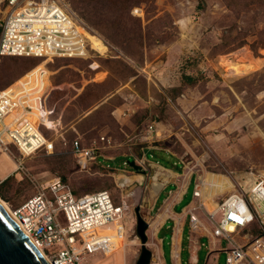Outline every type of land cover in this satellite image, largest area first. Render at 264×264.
Here are the masks:
<instances>
[{"label":"rangeland","instance_id":"374dc122","mask_svg":"<svg viewBox=\"0 0 264 264\" xmlns=\"http://www.w3.org/2000/svg\"><path fill=\"white\" fill-rule=\"evenodd\" d=\"M130 1L65 0L76 19L110 45L105 56L0 59V91L29 70L48 67L54 87L49 98L52 120L61 122L57 131H48L54 152L23 159L24 170H17L21 156L16 150V158L9 156L14 161L0 152V183L10 178L5 198L0 197L14 210L56 177L67 181L78 196L108 191L114 203L124 207V219L110 227L115 232L105 246L106 257L91 264H137L143 246L136 209L150 224L163 213L159 210L168 190L178 184L207 176L213 189H223L226 182L218 174H264V4L237 8L226 0H154L136 5L144 12L140 17L123 9ZM96 14L103 15L100 25L94 24ZM0 20L5 16L0 14ZM230 58L249 62L252 68L235 74L226 63ZM93 61L101 65L98 71L90 69ZM183 76L195 81L183 85ZM151 124L158 133L153 143L144 140ZM49 125L54 128L59 122ZM103 136L112 141L111 147L102 151L99 163L86 167L64 144V138L69 143L80 138L88 147ZM123 175L136 181L122 187ZM156 181L167 186L166 192L161 194L164 187L155 193ZM231 189L229 184L223 191ZM193 191L192 182L179 212L190 203ZM47 194L52 198L49 190ZM62 221L66 225L64 217ZM156 233L151 227L147 231V248L153 253ZM170 234H161L168 264ZM189 236L187 223L181 253L185 264L192 260ZM202 243L196 255L199 264H205L209 252V240L203 238ZM231 247L219 241L216 249ZM226 261V252H216L209 264ZM151 263H157L154 254Z\"/></svg>","mask_w":264,"mask_h":264},{"label":"built area","instance_id":"2783aa9c","mask_svg":"<svg viewBox=\"0 0 264 264\" xmlns=\"http://www.w3.org/2000/svg\"><path fill=\"white\" fill-rule=\"evenodd\" d=\"M0 14L5 16L4 22L0 20V59H92L107 55L92 46L89 34L97 36L110 51L103 38L76 19L65 0H0ZM133 14L142 17L144 12L135 8ZM89 67L98 71L101 65L93 61ZM51 74L46 65L35 67L0 92V152L15 158V150L20 154L17 170H24L23 159L54 152L55 143L48 131H57L61 122L52 120L49 106L54 90ZM52 122L59 125L50 128ZM157 137V127L147 126L144 140L153 143ZM64 144L71 146L78 164L86 167L99 163L102 151L110 148L112 141L103 136L85 147L80 138L71 143L64 138ZM144 157L149 161L147 154ZM221 175L232 189L211 196L210 187L196 178L192 200L179 219L189 218L190 229L209 240L211 253L226 252V264H264V174ZM46 185L13 210V219L43 250L49 264H91L99 256L106 257L105 246L115 232L110 227L122 223L124 207L115 204L108 191L77 197L58 177ZM219 241L232 247L216 249ZM57 245L62 247L59 252L51 250ZM152 246L156 264H163L154 242Z\"/></svg>","mask_w":264,"mask_h":264},{"label":"water","instance_id":"95a60500","mask_svg":"<svg viewBox=\"0 0 264 264\" xmlns=\"http://www.w3.org/2000/svg\"><path fill=\"white\" fill-rule=\"evenodd\" d=\"M130 166L135 170H140V166H138L135 162H131ZM136 212L137 234L141 239L143 246L137 264H151L153 261V253L147 248V231L150 228V224L140 214L139 208L136 209ZM0 264H49L43 254H41L34 243L26 236V234L21 230L15 220L6 212L1 204Z\"/></svg>","mask_w":264,"mask_h":264},{"label":"crops","instance_id":"0c3cea01","mask_svg":"<svg viewBox=\"0 0 264 264\" xmlns=\"http://www.w3.org/2000/svg\"><path fill=\"white\" fill-rule=\"evenodd\" d=\"M202 66H204V63L202 64ZM192 182L194 184V181L191 178L189 179V181H184V184H178L176 188L168 190L167 196L165 197L163 204L159 210L160 212H164L166 210L167 211L166 214L168 213L167 214L168 216L166 215L164 222L158 226V230L156 233L157 242L154 241L157 247L158 258L161 260L163 264H168L164 256V238L161 237V234L166 233V232L171 233L170 234L171 239L169 242L170 264H185L182 261L181 253L183 251V244H184V231H185L187 223L189 224V218L183 217L182 219L178 220L180 212L177 210V207L180 203H182V201L187 196L188 190L190 189ZM165 188L163 189V192H161V194L166 192V190L168 189L167 186ZM160 195L155 205L158 204ZM153 209H151V211ZM154 220L155 218L152 219V221H150V225ZM202 239L203 237L200 234L194 233L190 229V236L188 237V240H189V249H190L192 260L191 262H188V264H199L200 263L199 258L196 255L200 251L201 246H204V244L202 243ZM177 253L179 254V257L176 258ZM212 254L213 253H211V251L209 250L205 264H209L210 257Z\"/></svg>","mask_w":264,"mask_h":264},{"label":"bare ground","instance_id":"6f19581e","mask_svg":"<svg viewBox=\"0 0 264 264\" xmlns=\"http://www.w3.org/2000/svg\"><path fill=\"white\" fill-rule=\"evenodd\" d=\"M90 35H88L91 43H92V46L98 50L99 52L105 54L108 52V47L107 45H105L104 43H101V42H96L93 38H90ZM94 37H97L95 35H92ZM98 38V37H97ZM227 66L229 67V70H232L235 72V74H238V75H244V74H247L250 69L252 68L251 64L247 63V64H239L237 63L234 59L230 58L229 60H227ZM7 156V155H6ZM9 157V155H8ZM12 161H14L11 157H9ZM15 163V162H14ZM17 168H18V164L15 163ZM162 168V166H161ZM220 177H223L225 182H226V185H227V182L228 180L226 179L225 176L221 175V174H218ZM157 176V175H156ZM157 177H155L156 179ZM200 180L204 181L206 183V185L208 187H210L209 191H210V195H214L215 193H218V192H222L223 189L225 188L226 185H224L223 189H213L212 186L209 185L208 181H207V176H200L199 177ZM138 180V179H137ZM157 180V179H156ZM122 183V187H125L127 185H131L134 183V180L133 178L129 177V176H126V175H123L122 176V179H121ZM166 181V180H165ZM143 183V182H142ZM212 185V183H210ZM154 188H155V193L157 194L164 186V184L156 181L154 184ZM229 185V184H228ZM0 204L2 205V207L6 210V212L13 218V209L11 207V205L6 202L5 200H3L1 197H0ZM215 205V204H213ZM167 211H164L163 213H160L156 218L155 220L151 223L150 227L154 230V231H157L158 230V226L164 222V219L166 217V214ZM168 216V215H167ZM152 232V231H151ZM35 245V244H34ZM36 246V245H35ZM36 248L41 252V254H43V256L45 257V253L43 252V250H41L40 248H38L36 246ZM46 260H48L47 257H45ZM49 261V260H48Z\"/></svg>","mask_w":264,"mask_h":264},{"label":"trees","instance_id":"16d2710c","mask_svg":"<svg viewBox=\"0 0 264 264\" xmlns=\"http://www.w3.org/2000/svg\"><path fill=\"white\" fill-rule=\"evenodd\" d=\"M154 0H134V1H130V2H126V3H123L122 6H124L123 9H130L132 10V13H133V10L136 7V5L138 4H141V3H152ZM228 2V5L229 6H233V7H237V8H251V7H254V6H257V5H263L264 4V0H226ZM85 9V12H86V8L83 7V10ZM103 15H95V18L97 19V21L94 22L95 25H100L102 24L104 21H103V18H102ZM1 34V32H0ZM110 37V35H108ZM264 44V43H262ZM243 45H239L237 48H240L242 47ZM41 59V58H40ZM249 63V62H248ZM30 71V70H29ZM27 73V72H26ZM25 73V74H26ZM24 76V75H23ZM195 81V78L193 76H183L182 78V84L183 85H186V84H189L190 82H193ZM15 83V82H14ZM13 83V84H14ZM10 86L12 85L9 84ZM9 86H7L6 88H8ZM6 88L2 89V90H5ZM1 90V91H2ZM0 91V92H1ZM53 119V118H52ZM72 152V151H71ZM58 178H61L65 183L68 184L67 181H65L62 177H58ZM6 179V178H5ZM10 182V178L2 181L0 183V195L5 198V191H4V188L9 184ZM73 190V189H72ZM100 191H106V190H100ZM74 192V191H73ZM98 192V191H96ZM90 193H93V192H90ZM75 194V193H74ZM88 194V193H86ZM76 195V194H75ZM85 195V194H83ZM78 196V195H76ZM82 195H79L78 197H80Z\"/></svg>","mask_w":264,"mask_h":264}]
</instances>
